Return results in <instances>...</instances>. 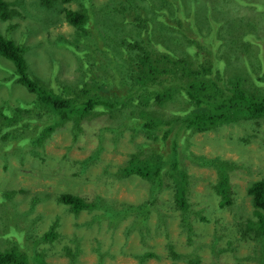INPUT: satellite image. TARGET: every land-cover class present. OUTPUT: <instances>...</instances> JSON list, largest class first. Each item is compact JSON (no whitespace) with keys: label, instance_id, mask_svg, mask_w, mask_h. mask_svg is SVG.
<instances>
[{"label":"rangeland","instance_id":"1","mask_svg":"<svg viewBox=\"0 0 264 264\" xmlns=\"http://www.w3.org/2000/svg\"><path fill=\"white\" fill-rule=\"evenodd\" d=\"M4 1L14 14L3 18L0 13V31L4 39L19 42L23 37L30 76L43 88L61 93L65 87L79 89L84 85L108 98H124L123 106L114 113L102 114L101 109H95L93 115L79 122L69 118L53 129L42 146L23 147L18 141L36 137L44 125L50 126L53 115L38 104L36 94L11 79L14 65L0 56V252L16 247L31 263L41 254L47 264H194L192 260L199 264H256L246 257L260 256L259 244L244 240L240 229L246 228L247 219H255L247 189L254 181L264 179V116L254 120L241 117L208 131H184L178 136L190 152L178 151L181 169L190 179V231L175 204V183L168 169L163 172L160 188L123 170L139 149L144 157L152 150H158L163 160L169 157L174 135L161 146L143 132L135 134L133 128L153 118L161 133L159 121L177 120L180 112L175 111L185 109L187 98L181 94V86L174 88L172 111L158 106L152 94L139 93L137 63L130 66L125 62L132 52H123V60L114 64L105 58L108 52L103 49L111 39L102 26L118 28L125 35L121 42L140 40L150 52L169 50L177 57L189 54L198 75L186 73L185 83H213L221 73L225 88L242 77L248 91L264 96V22L259 16L264 0H155L153 5L149 0H134L147 9L140 11L137 6L130 23L123 26L115 22V15L127 11L124 7H130V0H86L95 16L89 22L95 46L92 65L85 68L78 66L75 54L66 47L68 41L77 47V29L64 19V10L78 11L81 0H51L46 5L40 0ZM43 17H49V21L44 22ZM247 22H251L250 27ZM155 23L156 29L149 33L159 39H144L147 34L143 31L152 29ZM213 28L217 34L208 38ZM57 39L64 42L62 46L54 44ZM117 48L124 51L125 46L119 44ZM169 67L170 63L165 68ZM156 87H163V83ZM91 156L94 160L87 166L84 160ZM217 159L232 165L227 171L232 205L225 209L220 208L214 191ZM69 193L95 207L73 210L59 200ZM102 200L118 209L115 204L122 208L148 205L145 213L134 210L146 216L147 224L143 226L134 213L119 224L111 223L100 216L105 213ZM161 206L165 215L160 216L157 209ZM51 230L57 233L55 239H40ZM216 237H222L219 248L227 247L219 255L210 246ZM231 246L237 251L228 250ZM172 250L181 256L175 258Z\"/></svg>","mask_w":264,"mask_h":264},{"label":"trees","instance_id":"2","mask_svg":"<svg viewBox=\"0 0 264 264\" xmlns=\"http://www.w3.org/2000/svg\"><path fill=\"white\" fill-rule=\"evenodd\" d=\"M49 1L51 0H40V2H44L45 5ZM62 1L66 2L68 0ZM87 1L81 0V8L78 11H73L70 8H66L64 10L65 21L77 29V36L75 37L77 40V47H75V43L72 41L66 42V47L70 49L73 54H75L78 66L84 68L92 65L91 61L94 59L92 49L93 46H95L94 42L90 38L89 24L95 16L89 8ZM149 1L150 4L153 5L155 0ZM129 3L131 4L130 7L133 8L132 10L128 4H125L124 9H128L127 11H122V13H126L121 15L122 13L119 12L115 15V22L119 26L130 23L137 6L140 7V11H145L147 9V7L143 5H137L134 0H130ZM147 6L149 5L147 4ZM9 7V3L4 0H0V13L3 18L14 14L12 7ZM259 16L262 17L264 22V10L261 15L259 14ZM48 18L49 17H43L44 22H48ZM145 20L154 22L155 18L151 20L150 17H146ZM219 25L220 24L217 26ZM217 26L214 27L216 28ZM246 26L250 27L251 22H247ZM163 27V24H160V28ZM102 28L104 33L111 39V44L108 46H106V43H102V46H106V49H103L104 52L108 51V49L113 46L118 47L119 44L121 47L125 46V48L124 51L119 50L117 53L118 55L122 56L125 51L132 52L130 53V60L125 62H128L130 66L133 63H137L136 67L140 73V85L136 87V90H140L138 91L139 93L152 94L155 103L158 104V106L166 110L167 108H172V111H175L172 107L173 104L170 102V100L174 97V88L181 86V94L187 98V102L184 103L186 105L185 109L183 111H175L180 112L178 118L176 117L177 120L169 121L166 118L163 122L159 121L161 133L157 130L159 125L154 123L153 118H149L147 122L141 124L140 127L133 128L135 134L143 132L145 136L147 135L150 139H157L161 146L166 144L165 142L169 140L170 135H174L175 138L171 140L172 143L169 157L163 160L162 156L157 154L158 150H152L153 153L150 156L145 155L146 157H144L142 156L143 151L139 149L138 151L132 153L130 161L124 166L123 170L126 174H133L146 178V180H149L156 185L157 188H160L163 185V172L165 169H168L174 178L175 186L173 188L175 190V204L177 208L182 211L183 219L186 220L185 224L190 225L191 231V222H193L191 218L192 206L189 205L188 200L190 179L189 175L181 169L178 151L181 148L189 154L190 152L185 148L187 144L180 142L178 136H180V134L184 131L189 133L208 131L222 125L225 122L238 121L241 117L249 120L263 117L264 96L248 91V89L243 85L244 80L242 77L237 81H232L229 88H225V85L222 83L224 79L222 78L221 73L217 74V78L214 79L215 81L213 83L210 81L202 83L201 85L196 84L193 81L185 83L183 76H185L186 73L188 75L190 72H195V75H198L197 70L191 67L189 54L185 57H177L175 53L170 54L169 50L168 52L159 53H155L153 51L150 52L151 50L143 46L140 40L136 39L130 41L129 43L121 42V40L125 38V35L121 34L118 28L109 26H102ZM215 28L210 30L213 32L211 35L209 33L208 38L217 34L218 30ZM155 29L156 23L153 25L152 29L143 31L144 34H147L144 39L157 41L159 39L158 36L151 37V34L149 33L154 32L153 30ZM59 40L60 39H57L53 42L58 46H62L64 42ZM22 41L23 37L19 42L4 39L3 34L0 31V56L8 61H11L14 65L15 72L11 76V79L24 86L28 91L36 94L39 98L38 104L50 109V113H52L53 118L50 126L47 124L44 125L36 134V137H22L21 134L22 143H19L18 141V144H22L23 147H26L28 144H32L35 147L42 146L46 137L50 136L53 132V129H55L58 125H63L69 118H74L77 122H79L84 117L93 115L95 109H101L102 114L114 113L121 106H123L122 102L124 96L120 97L118 100L108 98L91 86L82 85L79 89H74L72 87H65V89H62L59 87L62 89L61 93H56L54 89L48 90L43 88L42 84L37 79L30 76L29 63L26 59V49L22 45ZM176 45L179 46V42H177ZM207 48L209 51L211 50L209 49L210 47L207 46ZM262 52L264 55V49H262ZM104 55L105 58H110L112 60V64L117 62L113 57L114 52L112 54L104 53ZM262 62H264V57ZM168 63H170V67L165 68ZM214 63L218 64V62ZM249 68L253 73L254 70L252 69L251 64L249 65ZM217 70L219 69L217 68ZM180 72H182V74H180ZM161 83H163V87H156V85ZM144 89H147L148 91ZM72 93H75L76 96ZM65 95L66 97H64ZM80 100L82 101L81 105L78 104V101ZM163 109H159V112ZM22 110H24V108L20 109V111ZM3 117L6 118V110ZM2 123L4 122H1V125ZM2 131L3 129H0V134ZM31 140L34 142H31ZM147 146L149 147V144H147ZM35 154H37L36 151ZM202 159L203 157L200 158V161H202ZM92 160H94L93 156L84 160V162L88 166L89 162ZM214 162L218 173V181L216 182V185H214V191L219 197L221 203L220 208L225 209L226 206L232 205L231 185L227 173L232 165H230V163H225L220 159H217ZM247 195L251 198L255 219H247L246 228H241L242 230L240 229L241 237L244 240L258 243L261 255L247 256L246 259L251 260L256 264H264V179L254 181L248 187ZM59 200L64 204L71 205L73 210L77 211L92 209L95 207L94 203L88 202L86 199L77 194H63ZM102 202L104 203L105 213L100 216L108 218V220L115 225L117 223L119 224V222H123L128 218V216L133 215V213L136 215L137 220H141L143 222V226L147 224L146 216L141 217L134 210H142V212L145 213L149 209L148 205L143 206L142 208L132 207V205H128V208H122L121 206L115 204L120 208L118 209L117 207L112 206V203H109L108 201L102 200ZM157 210L160 216L165 215L164 206H161V208H158ZM194 213L196 214L195 211ZM20 219L25 218L23 217ZM56 237L57 233H55L54 230H51L41 236L40 239L52 241V239H55ZM219 239L221 240L222 237H216V240L212 245H210L213 249V253L216 255H219L227 248L223 249L217 246ZM171 247L173 246L170 245V248ZM228 250L237 251L235 246H231V249L229 247ZM71 251L68 250L70 253ZM172 254L174 255L176 252L172 250ZM180 256V254H176L174 257L178 258ZM28 259V255H21L16 247H14L13 250L0 252V264H47L41 254L35 255L32 263ZM192 263L199 264V261L192 260Z\"/></svg>","mask_w":264,"mask_h":264},{"label":"flooded vegetation","instance_id":"3","mask_svg":"<svg viewBox=\"0 0 264 264\" xmlns=\"http://www.w3.org/2000/svg\"><path fill=\"white\" fill-rule=\"evenodd\" d=\"M115 50H117V51H115ZM118 51H119V49L117 48V46H116V47L114 46V47L108 49L107 52H108V54H112V53L114 52L113 57L115 58V60H116V61H121V60H123V55H122V56L118 55V54H117Z\"/></svg>","mask_w":264,"mask_h":264},{"label":"water","instance_id":"4","mask_svg":"<svg viewBox=\"0 0 264 264\" xmlns=\"http://www.w3.org/2000/svg\"><path fill=\"white\" fill-rule=\"evenodd\" d=\"M119 50H121V49H119ZM122 51V50H121Z\"/></svg>","mask_w":264,"mask_h":264}]
</instances>
